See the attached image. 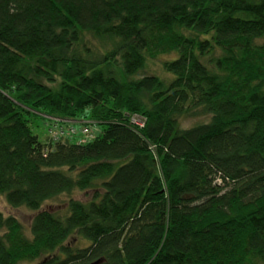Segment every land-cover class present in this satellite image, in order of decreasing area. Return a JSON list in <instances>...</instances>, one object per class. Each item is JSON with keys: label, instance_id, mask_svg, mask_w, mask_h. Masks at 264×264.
<instances>
[{"label": "trees", "instance_id": "obj_1", "mask_svg": "<svg viewBox=\"0 0 264 264\" xmlns=\"http://www.w3.org/2000/svg\"><path fill=\"white\" fill-rule=\"evenodd\" d=\"M260 38L264 0H0V195L36 211H0V264H264Z\"/></svg>", "mask_w": 264, "mask_h": 264}, {"label": "rangeland", "instance_id": "obj_2", "mask_svg": "<svg viewBox=\"0 0 264 264\" xmlns=\"http://www.w3.org/2000/svg\"><path fill=\"white\" fill-rule=\"evenodd\" d=\"M256 43H263L264 39L260 38V39H256L255 41ZM165 58L167 57H171L169 56H164ZM163 56L161 57L164 58ZM144 72L146 73H155L159 76L165 77L166 74L164 73L162 67H161V63L159 60L157 61H148L145 67ZM27 119H29V126L31 128V131L33 134L37 135L38 138L40 140H44L45 136H47V133L49 129H47V119L49 118L46 114H42L40 112H33L31 113V115H25ZM135 119H133V121H131L134 125L142 127V124L144 123L143 119L140 118L139 115H137L136 117H134ZM55 119V118H54ZM59 119V118H58ZM63 124H71L70 126L72 127H76L74 129L73 132L77 131L80 129V127H82V125H84L86 122H89L90 124V130H91V134H95L97 132V125L94 126L95 122L92 121H88V120H70V119H61ZM206 120V118L204 116H199V117H195V118H182L180 123L182 127H188L191 126L193 123H196L198 121H204ZM75 121L76 123H71ZM78 135H80V132L78 131L77 133L75 132V137L70 138L72 141H76L79 139V137H77ZM85 136L87 137V135H84L83 138H85ZM89 138V137H88ZM91 192H81V191H74L72 194H61L59 196H57L54 199H50L47 200L46 202L43 203V205L41 206V209H47L50 211H54V212H58L63 214L64 213V208H65V204L67 202V200L69 199V197H73L74 199H78L80 201H87L90 198ZM0 211L6 216V215H12L15 218H17L18 221H20V223L23 226L24 232L26 235H29V226H30V222L31 219L33 217V215L36 213V211L30 210L24 206H20V207H11L10 205H8L5 201V198L3 195H0ZM76 237V238H75ZM75 239L71 238L70 241L72 243L75 242V240H78V235H75ZM78 244L80 245H86L87 242L86 241H81L80 239L77 241ZM28 264V263H25Z\"/></svg>", "mask_w": 264, "mask_h": 264}, {"label": "built area", "instance_id": "obj_3", "mask_svg": "<svg viewBox=\"0 0 264 264\" xmlns=\"http://www.w3.org/2000/svg\"><path fill=\"white\" fill-rule=\"evenodd\" d=\"M134 117L136 116H132L131 117V121H133V119H135ZM141 118V117H140ZM90 123L86 122L84 125H82V127H80L79 130L75 131L76 133L79 131L80 135H78L77 137H79V139L77 140L79 143H85L86 141H88L89 139H91L93 137V134H91V130H90ZM71 124H63L62 121L59 122L57 120H54V122L52 123V126L49 128L48 130V135L53 139V140H58L59 138H73L75 137V132L74 127L70 126ZM143 126V124H142ZM84 135H87V137ZM89 137V138H88Z\"/></svg>", "mask_w": 264, "mask_h": 264}, {"label": "crops", "instance_id": "obj_4", "mask_svg": "<svg viewBox=\"0 0 264 264\" xmlns=\"http://www.w3.org/2000/svg\"><path fill=\"white\" fill-rule=\"evenodd\" d=\"M71 123H76L75 121L71 122Z\"/></svg>", "mask_w": 264, "mask_h": 264}, {"label": "water", "instance_id": "obj_5", "mask_svg": "<svg viewBox=\"0 0 264 264\" xmlns=\"http://www.w3.org/2000/svg\"><path fill=\"white\" fill-rule=\"evenodd\" d=\"M99 260H97L95 263H98Z\"/></svg>", "mask_w": 264, "mask_h": 264}]
</instances>
